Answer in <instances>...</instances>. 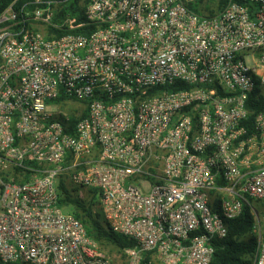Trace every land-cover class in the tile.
Instances as JSON below:
<instances>
[{
    "label": "built area",
    "instance_id": "2783aa9c",
    "mask_svg": "<svg viewBox=\"0 0 264 264\" xmlns=\"http://www.w3.org/2000/svg\"><path fill=\"white\" fill-rule=\"evenodd\" d=\"M197 1L0 13V264H211L245 204L264 264V110L247 128L264 99V0H214V15ZM61 179L135 245L102 250L60 205Z\"/></svg>",
    "mask_w": 264,
    "mask_h": 264
},
{
    "label": "trees",
    "instance_id": "16d2710c",
    "mask_svg": "<svg viewBox=\"0 0 264 264\" xmlns=\"http://www.w3.org/2000/svg\"><path fill=\"white\" fill-rule=\"evenodd\" d=\"M14 0H0V13ZM26 1V0H21ZM88 0H64L61 14L56 17V21L63 15L70 14L83 19L85 7ZM214 4V0L204 3L199 0L193 4L196 12L209 11L210 15H214L215 11L210 10ZM227 4V0H220V7ZM182 84H177L170 89H182ZM249 108L252 111L248 122L249 132L253 131L252 121L256 113L264 110V99H257L253 95L249 100ZM84 112L80 118L84 117ZM79 119L73 118L72 124L75 125ZM74 127H72L73 129ZM60 205L62 208L74 215L85 226L87 234L90 238L100 244H109L118 250H124L133 247L135 242L124 236L118 235L111 231L103 220L102 213L96 212L94 209L95 202H89L81 199L76 190L69 188L65 180L59 182ZM95 201V200H94ZM250 204L252 202L248 200ZM229 233L222 240H215V254L211 264H254L258 249L260 237V224L256 214L252 211L250 205L245 204L241 216L237 219L229 221Z\"/></svg>",
    "mask_w": 264,
    "mask_h": 264
},
{
    "label": "rangeland",
    "instance_id": "374dc122",
    "mask_svg": "<svg viewBox=\"0 0 264 264\" xmlns=\"http://www.w3.org/2000/svg\"><path fill=\"white\" fill-rule=\"evenodd\" d=\"M72 104H77V102H73ZM63 106H64L65 110H67L73 116H77L78 114L82 115L83 114V111H84V110L81 109L82 111H81V113H79V110L78 109L80 108V106H77L76 108L70 106L69 104H64ZM67 186L70 189L72 188L71 185H70V183H67ZM76 195H78V194H76ZM81 199H86L89 202H91V201L95 202L94 203L95 204V206H94L95 211L101 213V207L99 205V202L95 198H93L91 195H89L88 193H84V196ZM255 214H257L256 217H257V219L259 221L260 212L258 211ZM98 244L100 245V247H101L102 250L106 251L112 257L119 258V256H122L123 255V250H118L117 248L113 247L112 245H109V244H100V243H98ZM122 259H123V257H122Z\"/></svg>",
    "mask_w": 264,
    "mask_h": 264
},
{
    "label": "water",
    "instance_id": "95a60500",
    "mask_svg": "<svg viewBox=\"0 0 264 264\" xmlns=\"http://www.w3.org/2000/svg\"><path fill=\"white\" fill-rule=\"evenodd\" d=\"M257 215V214H256Z\"/></svg>",
    "mask_w": 264,
    "mask_h": 264
}]
</instances>
